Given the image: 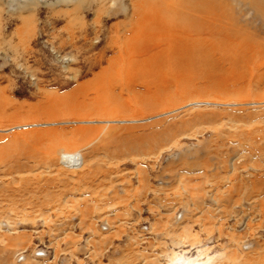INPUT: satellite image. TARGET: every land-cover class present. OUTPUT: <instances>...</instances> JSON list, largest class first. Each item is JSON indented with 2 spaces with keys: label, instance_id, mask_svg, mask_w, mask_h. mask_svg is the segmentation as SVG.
<instances>
[{
  "label": "rangeland",
  "instance_id": "obj_1",
  "mask_svg": "<svg viewBox=\"0 0 264 264\" xmlns=\"http://www.w3.org/2000/svg\"><path fill=\"white\" fill-rule=\"evenodd\" d=\"M187 262L264 264V0H0V264Z\"/></svg>",
  "mask_w": 264,
  "mask_h": 264
},
{
  "label": "bare ground",
  "instance_id": "obj_2",
  "mask_svg": "<svg viewBox=\"0 0 264 264\" xmlns=\"http://www.w3.org/2000/svg\"><path fill=\"white\" fill-rule=\"evenodd\" d=\"M142 15H143V14H142ZM143 16H144L143 18H147V17H148V16H146L145 14H144ZM155 18H156V17H155ZM158 20H159V19H158ZM160 20H161V19H160ZM171 25H172V24H171ZM139 26H141V25H139ZM146 26H147V25H146ZM157 27H159V26H157ZM143 28H145V26H143ZM147 28H149V26H147ZM159 28H160V27H159ZM135 29H137V28H135ZM141 29H142V28H141ZM163 29H165V27H163ZM163 29H162V30H163ZM158 31H159V30H158ZM184 31H185V30H184ZM136 32H137V31H136ZM180 32H181V30H180ZM155 33H156V32H155ZM134 34H135V33H134ZM176 34H177V33H176ZM156 35H157V34H155L154 36H156ZM157 36H159V35H157ZM173 36H174V34H173ZM175 36H176V35H175ZM178 36H179V35H178ZM171 37H172V36H171ZM176 37H177V36H176ZM185 39H186V37H185ZM188 39H190V38H188ZM195 39H196V38H195ZM173 42H174V40H173ZM177 42H178V41H177ZM198 42H199V41H198ZM200 42H201V41H200ZM177 44H178V43H177ZM129 45H130V44H129ZM175 47H176V46H175ZM121 48H122V47H121ZM123 49H124V48H123ZM118 50H119V49H118ZM119 51H120V50H119ZM119 51H118V53H119ZM121 51H123V50H121ZM128 51H129V50H128ZM134 51H135V50H134ZM124 52H126V51H124ZM126 53H127V52H126ZM129 54H130V53L128 52L127 59L130 58ZM122 55H123V54H122ZM119 59H120L121 61H123V60H122V59H123L122 56H120ZM131 61H132V60H128L127 63L130 64ZM133 63H134V61H133ZM131 67H132V66H131ZM117 69H118V68H117ZM117 69H116V70H117ZM187 264H190V262H189V263L187 262Z\"/></svg>",
  "mask_w": 264,
  "mask_h": 264
}]
</instances>
